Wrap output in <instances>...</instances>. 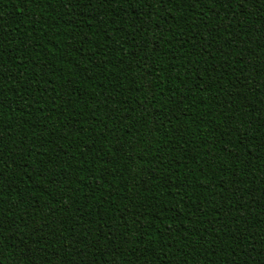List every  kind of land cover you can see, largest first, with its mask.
Listing matches in <instances>:
<instances>
[{"label":"trees","instance_id":"1","mask_svg":"<svg viewBox=\"0 0 264 264\" xmlns=\"http://www.w3.org/2000/svg\"><path fill=\"white\" fill-rule=\"evenodd\" d=\"M0 264H264V0H0Z\"/></svg>","mask_w":264,"mask_h":264},{"label":"snow or ice","instance_id":"2","mask_svg":"<svg viewBox=\"0 0 264 264\" xmlns=\"http://www.w3.org/2000/svg\"><path fill=\"white\" fill-rule=\"evenodd\" d=\"M64 2H65V5L67 6V5H69V4L72 3V0H64ZM193 2H194V3H199L200 0H193ZM227 2H228V3H232V0H227ZM2 226H3L2 223H0V227H2Z\"/></svg>","mask_w":264,"mask_h":264}]
</instances>
